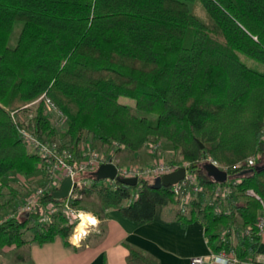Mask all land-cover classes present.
Instances as JSON below:
<instances>
[{"label":"trees","instance_id":"1","mask_svg":"<svg viewBox=\"0 0 264 264\" xmlns=\"http://www.w3.org/2000/svg\"><path fill=\"white\" fill-rule=\"evenodd\" d=\"M43 93L65 114L61 135L42 98L29 104ZM263 120L264 0H0V209L9 211L0 218V248H15L23 259L28 243L55 235L68 242L72 229L61 212L39 221L43 205L58 200L51 189L34 211L11 215L22 194L8 176L44 170L19 123L76 156L83 140L116 141L124 146L117 152L137 151L150 138L168 140L203 187L185 212L171 185L156 187L147 177L109 186L94 169L85 170L77 177L91 182L75 191L86 199L95 194L98 217L115 207L145 222L156 205L169 204L183 225L201 220L211 250L233 247L239 257L253 256L261 241L255 227L260 203L246 190L264 196V169L241 171L234 164L250 155L253 167L264 162ZM204 155L237 178L227 196L215 193L220 169H206ZM125 247L127 264H160L133 244Z\"/></svg>","mask_w":264,"mask_h":264},{"label":"built area","instance_id":"2","mask_svg":"<svg viewBox=\"0 0 264 264\" xmlns=\"http://www.w3.org/2000/svg\"><path fill=\"white\" fill-rule=\"evenodd\" d=\"M43 99L47 109L54 114L55 124L65 123L66 117L61 109L55 104V102L45 93L36 99ZM11 115L15 117L14 112ZM17 128L23 141L27 144L28 148L37 153L43 159V169L45 173V183L40 184L26 192L22 202L18 206V211L23 213H29L34 211L39 204L40 197L49 189L55 190L61 179L70 176L72 183L68 190L66 197L49 201L45 203L39 214V221L46 222L51 219L52 216L58 213H62L67 223L72 224L71 232L68 239L74 245H79L86 237L89 226H94V222L97 223V219L94 221L87 220L86 212L79 210L74 206L73 199L77 196H82V193H77L75 188L78 185L87 184L91 182L90 178L77 177L79 172L85 170L96 169L102 162H113L112 157L102 158L96 154H92L82 149L79 155H74L72 150L65 146H60L57 141H49L39 138L26 126L17 123ZM260 138L264 141V120L260 128ZM83 151V152H81ZM86 151V152H85ZM202 161L207 165H213L222 170L225 167L221 165L217 159L210 155H204ZM255 156H248L245 159L234 164V168L241 171H247L255 165ZM117 169V175L120 176H135L137 180L141 177L160 176L163 173L176 169L178 166L167 162H158L152 166H120L114 163ZM189 164L184 163L185 168L184 175L176 183L172 184V190L174 191L177 199V205L185 212L188 208V204L191 200L193 193H196L203 189V187L195 179V175L189 172ZM228 182L223 183L218 180L215 186V193L225 197L230 193L231 186L237 183V178L234 176L225 177ZM116 179L104 178V182L113 186ZM75 182V186H73ZM246 193L254 196L260 203V210L255 221L256 231L264 240V196L259 195L253 189L248 188ZM79 225L83 229H79ZM207 240V238H206ZM208 241V240H207ZM264 245V244H263ZM191 264H264V250L259 251L255 256V259H249L248 261L239 257L233 247L221 248L219 250H209L207 254L193 255L190 257Z\"/></svg>","mask_w":264,"mask_h":264},{"label":"crops","instance_id":"3","mask_svg":"<svg viewBox=\"0 0 264 264\" xmlns=\"http://www.w3.org/2000/svg\"><path fill=\"white\" fill-rule=\"evenodd\" d=\"M96 217L97 225L81 244L64 241L60 235L50 241H32L25 246L24 262L127 264L125 242L156 256L160 264H191V256L210 250L203 223L195 219L183 225L169 204L156 205L154 218L145 222L130 220L115 207L105 208L102 217Z\"/></svg>","mask_w":264,"mask_h":264},{"label":"rangeland","instance_id":"4","mask_svg":"<svg viewBox=\"0 0 264 264\" xmlns=\"http://www.w3.org/2000/svg\"><path fill=\"white\" fill-rule=\"evenodd\" d=\"M190 7L203 19L207 18V14L204 12V10L202 9L201 6L195 5L192 2V3H190ZM17 30H18L17 27H15L14 32L12 33V35L10 36V39H9L10 43L14 42V40L16 38L15 31H17ZM37 101H38V99H34V100L30 101L29 104L30 105L36 104ZM48 112H50V111L48 110ZM29 113H30V111L27 112V114H29ZM51 115H52L51 119L55 123V121H54L55 116H53L54 114H52V113H51ZM64 124L65 123H60L57 125L55 124L57 126V128L60 130L59 131L60 135L64 129ZM84 141L85 140H83L81 143L82 149L86 150L89 153H92V154L94 153V154H96L102 158L112 157L113 163H117L120 166H152V165L157 164L158 162H162V161L167 162V163H172L173 165H176L178 167L183 166L184 163L190 165V161L185 159L179 153V151L174 149L172 144L168 140H165V139H159L157 141H154L153 139L150 138L148 141H146V143H144L142 148H140L137 151H133L131 153H129L128 151H124V150H120L119 152H117L118 147H120L122 149V148H124V146H123V144L118 143L116 141L110 145L101 144L99 142L89 144L88 142H84ZM81 152H83V151H81ZM200 162L202 165H206V163H204L202 161V159L200 160ZM189 170H190L189 172L194 174V171L191 170L190 167H189ZM227 177H229V175ZM147 178L154 180L155 177L149 176ZM7 180L9 181V183L11 185H13L16 189H18L22 194V199L17 204V208H16L17 212H15V214L12 213L11 215H21L22 212L18 211V206L22 202L23 197L26 194V192L28 190L46 182L44 170H41V169H39L37 172H35L31 175H28V176H26L25 174L9 175ZM78 199H81V200L79 201V203L75 204L74 206H76L77 209L86 212L87 215H91L97 219L96 215L94 214L96 211V207H97L95 194L92 195L91 198H87V199L84 198L83 195L81 197L78 196ZM241 199H242L241 196H238V200H241ZM219 208L223 209L221 206H219ZM8 213H9V211L7 212V209H4V210L0 209V218L5 217ZM199 221L201 222V220H199ZM94 225H97V223L94 222ZM235 225L240 226L239 222L235 223ZM91 227L92 226H89L88 231L90 230ZM233 227H234V225H233ZM240 228L243 229V227H240ZM221 232L223 234L226 232V230L223 229V230H221ZM88 233H90V232H87L86 236ZM23 234L28 239L30 236L29 235L30 231L25 229L23 231ZM68 236H69V234H68ZM263 244H264V240H261L260 241L261 247H259V251L264 250ZM258 252L256 254H254L253 256L249 255V256H245L243 258H245L247 261L250 258L255 259V256L258 254ZM0 260L3 261L5 264H27L26 261L24 262V259L22 261V260L16 258L15 248H10L7 246L0 248Z\"/></svg>","mask_w":264,"mask_h":264},{"label":"water","instance_id":"5","mask_svg":"<svg viewBox=\"0 0 264 264\" xmlns=\"http://www.w3.org/2000/svg\"><path fill=\"white\" fill-rule=\"evenodd\" d=\"M202 145V143H200ZM206 168L208 169V165L206 164ZM261 170L264 169V162L256 165L255 167H252L249 170ZM117 169L113 162L107 161L100 163L97 168L95 169L94 173L97 179H104V178H111L116 179L119 182L128 184V185H135L137 183V178L135 176H120L117 175ZM185 168L183 166H180L174 170H171L169 172L163 173L160 176H156L154 178V181L152 183L153 186H169L174 183H176L179 179H181L184 175ZM217 176L219 181H222L226 177V172L224 171H217ZM72 180L70 176H66L61 179L58 187L52 191V195L57 198L61 199L67 196L68 190L71 186ZM75 182H73V186H75Z\"/></svg>","mask_w":264,"mask_h":264},{"label":"bare ground","instance_id":"6","mask_svg":"<svg viewBox=\"0 0 264 264\" xmlns=\"http://www.w3.org/2000/svg\"><path fill=\"white\" fill-rule=\"evenodd\" d=\"M86 216H87V220L89 219L90 221H94V219H95V218H94L93 216H91V215H87V214H86ZM79 227H80L79 229H83V228H81L80 225H79Z\"/></svg>","mask_w":264,"mask_h":264}]
</instances>
